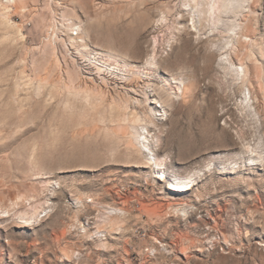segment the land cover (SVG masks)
<instances>
[{
  "label": "rangeland",
  "instance_id": "rangeland-1",
  "mask_svg": "<svg viewBox=\"0 0 264 264\" xmlns=\"http://www.w3.org/2000/svg\"><path fill=\"white\" fill-rule=\"evenodd\" d=\"M0 264H264V0H0Z\"/></svg>",
  "mask_w": 264,
  "mask_h": 264
},
{
  "label": "bare ground",
  "instance_id": "bare-ground-1",
  "mask_svg": "<svg viewBox=\"0 0 264 264\" xmlns=\"http://www.w3.org/2000/svg\"><path fill=\"white\" fill-rule=\"evenodd\" d=\"M126 107V106H125ZM126 112V111H125ZM124 112V113H125ZM125 115V114H124ZM127 117V116H126ZM132 117V116H131ZM135 118V117H134ZM137 119V118H136ZM125 120V119H124ZM150 122V121H149ZM147 126V125H146ZM146 129V128H145ZM139 131V130H138ZM136 132L137 133V135L138 136H141L142 135V133H140V132ZM147 132H148V130H146ZM144 133V132H143ZM147 141H148V136L147 135H145V134H143V139H142V141H140L139 140V138L138 137H135V144H139L138 145V151H143L142 150V148L144 149V148H149L148 147V144H147ZM134 144V143H133ZM146 150V149H145ZM150 150V149H149ZM144 152V151H143ZM140 153V152H139ZM154 157V156H153ZM156 158V157H155ZM156 159H154V161H153V163H156V161H155ZM196 178H197V176H196ZM168 183H171L172 185H173V187L172 188H174L175 190H181L182 189V187H183V184H185V185H188L189 183L191 184L192 183V185H193V183L195 184V179L193 178V176L192 177H182V178H177V179H174L173 181H170V182H168ZM188 187H190V186H188ZM188 187H186L187 189H189Z\"/></svg>",
  "mask_w": 264,
  "mask_h": 264
},
{
  "label": "built area",
  "instance_id": "built-area-1",
  "mask_svg": "<svg viewBox=\"0 0 264 264\" xmlns=\"http://www.w3.org/2000/svg\"><path fill=\"white\" fill-rule=\"evenodd\" d=\"M77 33H78L77 30H73V33L72 34L76 35Z\"/></svg>",
  "mask_w": 264,
  "mask_h": 264
}]
</instances>
